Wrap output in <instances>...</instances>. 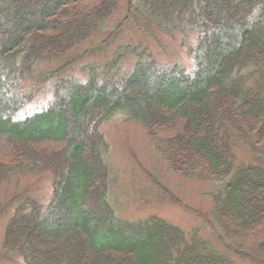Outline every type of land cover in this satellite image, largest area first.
Here are the masks:
<instances>
[{"label": "trees", "instance_id": "trees-1", "mask_svg": "<svg viewBox=\"0 0 264 264\" xmlns=\"http://www.w3.org/2000/svg\"><path fill=\"white\" fill-rule=\"evenodd\" d=\"M118 2L0 0V185L14 170L53 179L47 202L19 189L0 210L10 211L3 249L22 264H264V0H126L103 44L128 21L146 35L194 33L190 66L137 50L120 76L134 52L117 50L84 82L62 83L48 108L18 116L22 80L88 41ZM117 113L142 127L171 171L219 183L212 222L203 219L209 234L117 217L100 131ZM235 147L249 165L236 164Z\"/></svg>", "mask_w": 264, "mask_h": 264}, {"label": "rangeland", "instance_id": "rangeland-1", "mask_svg": "<svg viewBox=\"0 0 264 264\" xmlns=\"http://www.w3.org/2000/svg\"><path fill=\"white\" fill-rule=\"evenodd\" d=\"M125 16L126 0H119L116 10L99 32L74 49L63 60L48 65H41L40 62L37 66L39 68H35L34 71L45 68V71L50 73L66 61L86 55L66 69V74L62 76L82 81L86 79V71L89 68L102 67L119 47L137 44L146 48L155 57L158 65L177 63L182 68L190 66L192 58L190 50L194 48V33L174 34L169 37L153 31L151 35H146L128 21L113 43L99 48L101 42L109 37ZM131 65L132 59L124 63V66L128 68ZM38 80V76L24 78L20 84L21 91L27 93L32 90L30 87L34 86L35 93L26 107L27 111L38 112L48 107L52 100L49 92H52L54 83L48 81L47 86L44 84L38 86L35 82ZM101 132L108 146L106 152L107 198L117 217L128 222L144 221L155 217L182 230L200 229L203 234H209L202 229L201 221L209 218L212 210L209 195L218 186L171 171L162 156L155 151L153 141L144 130L139 125L126 121L122 115L112 117L105 122ZM232 151L236 164L243 162L249 165L252 162V156L245 148L235 147ZM52 186L53 179L49 174L14 170L0 185V210L19 189H25L29 196L47 202L51 196ZM8 213L5 211L0 215V264H22L21 258L15 252L8 254L2 246ZM247 242L245 246L252 248L251 245H254L256 240L248 237ZM236 261L238 264H255L250 262L252 261L250 259Z\"/></svg>", "mask_w": 264, "mask_h": 264}]
</instances>
